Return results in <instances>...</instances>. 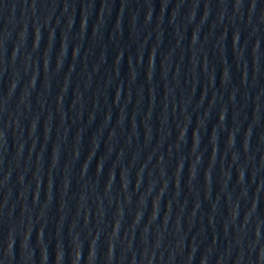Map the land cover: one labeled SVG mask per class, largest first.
<instances>
[{
  "label": "water",
  "instance_id": "1",
  "mask_svg": "<svg viewBox=\"0 0 264 264\" xmlns=\"http://www.w3.org/2000/svg\"><path fill=\"white\" fill-rule=\"evenodd\" d=\"M0 264H264V0H0Z\"/></svg>",
  "mask_w": 264,
  "mask_h": 264
}]
</instances>
